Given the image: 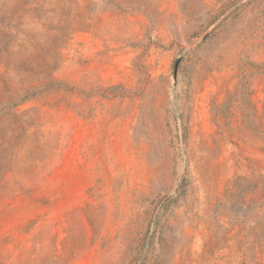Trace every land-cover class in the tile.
Returning <instances> with one entry per match:
<instances>
[{
  "label": "rangeland",
  "instance_id": "obj_1",
  "mask_svg": "<svg viewBox=\"0 0 264 264\" xmlns=\"http://www.w3.org/2000/svg\"><path fill=\"white\" fill-rule=\"evenodd\" d=\"M238 1L0 0V264H264V0L203 39Z\"/></svg>",
  "mask_w": 264,
  "mask_h": 264
},
{
  "label": "water",
  "instance_id": "obj_2",
  "mask_svg": "<svg viewBox=\"0 0 264 264\" xmlns=\"http://www.w3.org/2000/svg\"><path fill=\"white\" fill-rule=\"evenodd\" d=\"M243 1L244 0H240V1H238L234 6H232L224 15H223V17L220 19V20H218V22L216 23V24H214V26L210 29V30H208L205 34H204V36H203V39H205L209 34H210V32L216 27V26H218L222 21H224L234 10H236L242 3H243ZM180 62V59L177 61V65H178V63Z\"/></svg>",
  "mask_w": 264,
  "mask_h": 264
}]
</instances>
